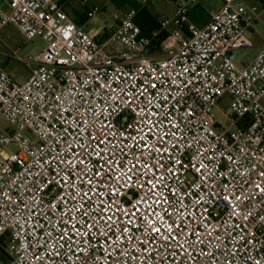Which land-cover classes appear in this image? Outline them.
Wrapping results in <instances>:
<instances>
[{"label":"snow or ice","instance_id":"1","mask_svg":"<svg viewBox=\"0 0 264 264\" xmlns=\"http://www.w3.org/2000/svg\"><path fill=\"white\" fill-rule=\"evenodd\" d=\"M172 71L168 64L148 65L129 77L116 69L90 99L65 108L71 121L59 115L61 126L49 138L60 150L39 162L31 184L21 189L28 202L18 197L25 208L24 236L27 240L31 231L28 244L35 242L39 264H68L69 257L72 264H98L101 252L110 258L108 264H148L157 255L158 264H232L237 258L242 264H264V254L251 255L255 243L264 248V239L257 240L256 233L249 238L243 229L237 232L238 224H229L243 203L240 196L234 197L227 219L209 229L205 214L211 197L228 201L232 181L209 167L222 153L211 143L205 147L206 137L186 138L196 108L184 110L181 89L190 92V81L183 72L173 78ZM91 79L99 77L93 73ZM118 111L133 113L134 120L113 124L111 116ZM50 151L46 143L43 155ZM228 159L235 165L231 155ZM188 175L194 177L190 183ZM256 175L264 177V171ZM262 185L253 186L264 202ZM0 195L5 206L13 204L9 193L0 189ZM236 236L240 240L233 251L221 237L231 242Z\"/></svg>","mask_w":264,"mask_h":264},{"label":"built area","instance_id":"2","mask_svg":"<svg viewBox=\"0 0 264 264\" xmlns=\"http://www.w3.org/2000/svg\"><path fill=\"white\" fill-rule=\"evenodd\" d=\"M194 1L176 3L174 16L162 19L160 29L151 35H145L136 22V9L127 10L109 27V32L99 36L76 23L62 0H5L9 10L0 5V27L14 25L27 41L38 36L49 41L36 59L25 62L31 70L25 81L15 80L0 67V117L11 125L0 134V189L9 193L13 201L5 206V198L0 195V241L6 240L3 250L10 264H39L33 255L37 251L35 242L31 247L28 244L32 240L31 231L27 240L24 236L25 208L18 197L23 195L24 202H28L29 194H22L21 189L26 183L31 184L39 162L51 159L60 150L49 138L55 135L53 129L61 126L59 115H66L71 121L73 117L65 108L71 109L73 101L83 103L82 97L90 99L94 89L103 79L113 77L116 69H124L131 77L137 68L148 65L155 68L158 64L174 68L173 78L183 72L182 78L190 81V92L187 88L181 89L185 93L184 110L196 108L186 138L206 137L202 141L205 147L211 143L212 148L222 153L214 157L209 167L232 181L228 183V191L232 193L228 201L211 197L212 203L205 214L211 221L209 229L212 224L219 226V221L227 219L236 203L234 197L240 196L243 203L235 208L236 215L229 224H238L237 232L243 229L249 238L256 233L257 240L264 239V202L260 190L253 186L264 181V177L256 175L264 171V47L253 60L243 64H238L234 56L235 50L253 46L248 31L255 22L258 7L237 0H222V7L211 21L198 26L190 20L189 2ZM99 10L93 7L89 15L94 16ZM163 32L167 34L157 45L155 40ZM33 64L36 66L32 67ZM93 73L99 80L91 79ZM227 93L232 96L233 115L227 116L229 125L223 128L215 110ZM111 120L113 124L126 125L134 120V114L118 111ZM27 131L32 132L34 140ZM46 143L51 147L47 157L43 155ZM189 143H192L190 139ZM11 144L17 150L8 153L6 148ZM229 155L235 165H230ZM193 179L191 175L186 177L189 183ZM55 191L52 189L49 197ZM189 211L195 209L189 205ZM32 223L28 221L29 229ZM221 239L234 251L233 244L240 237L231 242L225 237ZM255 249L251 255L260 258L264 248L255 243ZM97 257L98 264H108L110 259L103 252ZM159 259L157 255L148 264H158ZM68 264H72L71 257ZM232 264H242V258L233 260Z\"/></svg>","mask_w":264,"mask_h":264},{"label":"crops","instance_id":"3","mask_svg":"<svg viewBox=\"0 0 264 264\" xmlns=\"http://www.w3.org/2000/svg\"><path fill=\"white\" fill-rule=\"evenodd\" d=\"M65 10L70 17L87 31L102 36L104 32H109V27L116 24L129 9H136V21L146 34H152L160 29L161 21L164 18H171L175 14V5L178 2L190 0H62ZM247 6L258 7V14L254 24L248 31V36L254 41L262 39L264 41V0H237ZM222 0H195L189 2L190 20L198 26H203L211 21L213 14L222 7ZM0 5L5 10H9L5 0H0ZM99 7L100 10L90 16V10ZM108 7H112L110 17L112 22H108L106 17ZM173 27V25H172ZM262 48L264 43L262 42ZM261 48V49H262ZM260 49V50H261ZM6 244L4 239L3 245Z\"/></svg>","mask_w":264,"mask_h":264},{"label":"rangeland","instance_id":"4","mask_svg":"<svg viewBox=\"0 0 264 264\" xmlns=\"http://www.w3.org/2000/svg\"><path fill=\"white\" fill-rule=\"evenodd\" d=\"M112 9V7H108L107 13H105L108 22H112L111 20H113L109 13ZM262 42L264 43V41L260 39L254 41L252 47L235 50L234 56L238 64L253 60L262 48V45H260ZM48 45L49 41L41 36L27 41L23 34L14 25L0 27V67L5 68L15 80L21 82L25 81L31 74V70L25 62L36 59V57L39 56ZM158 55L163 56L164 53ZM35 66V64L32 65V67ZM231 102L232 96L227 93L222 97L218 106L219 108L215 110L216 115L221 120L223 128H226L229 125L227 116L233 115ZM10 128L11 125L5 119L0 117V134ZM26 133L31 139H35L32 132L27 131ZM16 150L17 147L14 144H11L6 148L8 153L15 152ZM10 263V259L0 253V264Z\"/></svg>","mask_w":264,"mask_h":264},{"label":"trees","instance_id":"5","mask_svg":"<svg viewBox=\"0 0 264 264\" xmlns=\"http://www.w3.org/2000/svg\"><path fill=\"white\" fill-rule=\"evenodd\" d=\"M137 22V21H136ZM141 27V26H140ZM142 28V27H141ZM142 31H143V29H142ZM143 33H144V31H143ZM145 35H151V34H146V33H144ZM166 32H163V33H161L160 35H159V37L155 40V43L157 44V45H159L163 40H164V38H165V36H166ZM3 241H4V239H2L1 241H0V253H2V254H4L5 255V252H4V250H3V246H2V244H3ZM6 256V255H5Z\"/></svg>","mask_w":264,"mask_h":264}]
</instances>
